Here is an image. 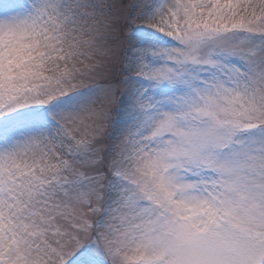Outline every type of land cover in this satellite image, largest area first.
Here are the masks:
<instances>
[{
    "label": "snow or ice",
    "instance_id": "6c2138e0",
    "mask_svg": "<svg viewBox=\"0 0 264 264\" xmlns=\"http://www.w3.org/2000/svg\"><path fill=\"white\" fill-rule=\"evenodd\" d=\"M0 264H264V0H0Z\"/></svg>",
    "mask_w": 264,
    "mask_h": 264
}]
</instances>
